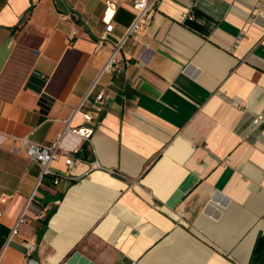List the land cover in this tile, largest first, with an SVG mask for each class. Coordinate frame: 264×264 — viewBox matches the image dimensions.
Instances as JSON below:
<instances>
[{
  "label": "crops",
  "instance_id": "0c3cea01",
  "mask_svg": "<svg viewBox=\"0 0 264 264\" xmlns=\"http://www.w3.org/2000/svg\"><path fill=\"white\" fill-rule=\"evenodd\" d=\"M105 9L0 0V264H264V0H159L107 71Z\"/></svg>",
  "mask_w": 264,
  "mask_h": 264
},
{
  "label": "built area",
  "instance_id": "2783aa9c",
  "mask_svg": "<svg viewBox=\"0 0 264 264\" xmlns=\"http://www.w3.org/2000/svg\"><path fill=\"white\" fill-rule=\"evenodd\" d=\"M159 0H106V9L104 13L103 20L107 24L106 32L111 33L114 29L113 18L115 16L116 10L119 5L122 3H129L134 8V20L132 24L126 30L125 36L118 41L115 45L109 62L104 67L103 71L109 70L114 63L118 61V55L122 48L124 41L130 35H134L141 31L145 23L151 16L152 11L157 5ZM98 82V79L97 81ZM95 85L88 91L87 95L82 99L80 105L75 109L82 113L84 118L92 122L95 119V116L99 115L102 111L103 105L107 99V94L104 91H100L98 93H94ZM93 97V98H92ZM86 104H90L93 108L91 110H84ZM99 117V116H98ZM254 122L256 124L264 122V115L260 114L254 118ZM69 132L74 135H80L82 137H90L93 133L92 127L80 128V129H70ZM62 136V135H61ZM61 136L59 139L53 143H45V144H35L27 141L26 151L29 154V157L42 166L43 172L45 174H52L54 176V183L58 184L63 178L62 174L52 172L49 169V165L53 160H57L60 157L65 158V162L67 165H74L79 162L80 159L77 158L73 152L75 149L70 148L66 149L60 143ZM77 152V151H76ZM24 221L23 216L19 218L15 227L13 228L12 235L16 234L19 229V225Z\"/></svg>",
  "mask_w": 264,
  "mask_h": 264
},
{
  "label": "trees",
  "instance_id": "16d2710c",
  "mask_svg": "<svg viewBox=\"0 0 264 264\" xmlns=\"http://www.w3.org/2000/svg\"><path fill=\"white\" fill-rule=\"evenodd\" d=\"M47 175H49V176L53 177V179H54V176H53L52 174H47ZM52 213H53V212H52ZM52 213H51V214H52Z\"/></svg>",
  "mask_w": 264,
  "mask_h": 264
}]
</instances>
